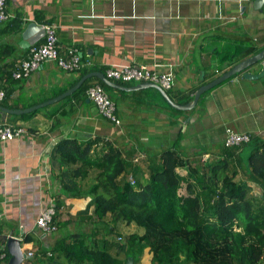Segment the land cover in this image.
I'll list each match as a JSON object with an SVG mask.
<instances>
[{"label": "crops", "instance_id": "1", "mask_svg": "<svg viewBox=\"0 0 264 264\" xmlns=\"http://www.w3.org/2000/svg\"><path fill=\"white\" fill-rule=\"evenodd\" d=\"M255 1L6 0L8 18L0 22V91L4 92L0 107L26 110L72 89L87 75L84 72L104 74L139 65L171 72L173 84L167 94L182 105L198 88L250 57L236 56L246 55L252 47L264 49V1L260 8ZM30 23L53 26L60 56L72 48L88 65L66 72L56 62L45 61L27 79H13L15 65L28 55L29 48L20 43ZM30 39L39 45L44 37L37 30ZM263 63L205 92L195 107L182 113L174 112L153 88L129 90L135 85L112 81L116 87L104 90L116 106L119 127L100 116L79 88L29 113L0 111V124L24 131L18 138L0 142V264H8L11 258L10 237L20 240L24 254L34 253L21 264H72L65 248L76 240L106 251L117 264L132 258L116 239L140 236L143 229L110 215L96 217V199L107 196V191L99 188L95 168L62 162L58 145L63 140L82 146L94 142L89 154L93 159L110 148L125 158L126 153L133 158L143 154L133 166L135 178L143 183L149 180L153 156L174 151L184 164L176 169L185 178L182 196L188 195L190 184L194 195L205 198L206 179L201 177L209 178L212 169L227 161L235 168V180L250 188L249 197L264 212V189L246 179L248 158L264 143V75L257 80L243 78L245 72L259 74ZM97 80L92 77L84 83L91 86L99 84ZM227 129L250 135V142L227 149ZM49 206L55 208L57 230L44 234L35 223ZM151 258L146 247L137 262L132 259L133 264H151ZM259 264H264V253Z\"/></svg>", "mask_w": 264, "mask_h": 264}, {"label": "trees", "instance_id": "2", "mask_svg": "<svg viewBox=\"0 0 264 264\" xmlns=\"http://www.w3.org/2000/svg\"><path fill=\"white\" fill-rule=\"evenodd\" d=\"M260 51L252 47L246 55L236 57L253 56ZM97 82L104 89L108 88L99 80ZM88 85V82L82 84L78 91L85 92ZM191 100L192 97H188L182 105ZM174 112L182 113L181 110ZM93 144L82 146L73 140H63L58 145L59 157L66 164L80 163L83 169L90 166L98 171L99 188H104L108 194L96 199L95 215L98 219L110 215L115 220L143 229L140 236L116 239L121 249L127 247V256L134 262L148 247L151 264H180L182 261L259 264L264 253V212L258 211L259 205L249 197L250 188L235 180V168L227 161L212 169L209 178L201 177L206 179L203 181L208 192L205 198L194 195L190 184L187 186L188 195L182 196L180 189L185 178L176 169L184 164L174 151L153 156L149 180L143 183L135 178V188L125 177L137 173L129 161L131 153H126L125 158L118 150L110 148L101 157L93 159L89 155ZM248 167L246 179L264 189V143L251 153ZM193 171L197 172L196 169ZM234 227L239 231H234ZM65 254L72 264H117L106 251L90 249L81 240L66 245Z\"/></svg>", "mask_w": 264, "mask_h": 264}, {"label": "built area", "instance_id": "3", "mask_svg": "<svg viewBox=\"0 0 264 264\" xmlns=\"http://www.w3.org/2000/svg\"><path fill=\"white\" fill-rule=\"evenodd\" d=\"M5 3L6 0H0V22H4L8 18ZM41 27L44 30L43 42L39 45L31 46L28 50L27 58L19 61L15 65V69L12 72L13 79H27L31 73L45 61L56 62L57 65L66 72H74L80 70L83 66L88 65V63H82L77 51L72 48L67 49L65 57L60 56L57 49V38L54 27L51 25H42ZM103 75L109 81H116L125 85L155 84L165 92L170 91L173 84V75L171 72L161 73L155 67L150 68L145 65L128 66L117 70L109 69L106 70ZM85 96L94 104L100 116L116 127L120 126L121 121L116 115L115 104L109 98L108 94L101 85L95 84L89 86L85 90ZM3 99L4 92L0 91V104ZM23 132L22 128H16L13 125L6 123L0 124V142H7L18 138ZM250 140L251 138L248 134H239L227 129L224 146L227 149H235L248 144ZM106 141L107 140H104V142ZM143 158L144 155L139 154L132 158L131 162L135 165L140 163ZM125 177L126 181L132 187L136 186V182L132 174H127ZM55 214V208L53 206H49L45 208L44 211H42L37 217L35 224L42 233L50 234L57 230V226L53 221ZM233 230L239 231L236 227H234ZM33 255V252L26 253L27 258H30Z\"/></svg>", "mask_w": 264, "mask_h": 264}, {"label": "water", "instance_id": "4", "mask_svg": "<svg viewBox=\"0 0 264 264\" xmlns=\"http://www.w3.org/2000/svg\"><path fill=\"white\" fill-rule=\"evenodd\" d=\"M263 1L264 0H256L255 1V7L260 8ZM37 30L38 31L40 30L41 35L44 36V30H42L41 27L36 26L34 23H30L29 25H27L25 27L23 33H22V42L20 43V46L25 45L27 48H29L30 46L34 45L35 41H32L30 39V35L34 31H37ZM261 62H264V49L262 51H260L259 53H257L256 55L250 56L249 58H246L245 60L239 62L238 64L233 66L230 70H228L227 72H225L224 74H222L221 76H219L218 78H216L215 80L210 82L209 84L203 85L200 88H198L193 93L192 100L185 105L175 104L170 99L167 92L163 91L159 86H157L155 84H139V85H135L133 88H130L129 90L153 88L161 94V96L164 98V100L167 102V104H169L174 110L187 111V110H191L193 107L196 106L201 95L204 94L205 92L213 89L214 87H216L219 84L223 83L224 81L228 80L232 76H235L236 74H240V73L246 71L252 65H254L256 63H261ZM263 75H264V63H263L262 71L259 74L253 75L251 73L245 72V73H243V78L247 79V80H257V79L261 78ZM92 77L98 78L102 83H104L108 87H116V85L112 81L107 80L103 76V74L96 73V72L90 73V74L85 75L83 78H81V80L72 89L61 94L59 97L53 99L52 101L34 106V107L26 109V110H21V111L8 110V109L2 108V107H0V111H3L7 114H13V115H20V114L29 113L35 109H38V108H41V107L47 105L48 103L61 100L65 97L71 95L74 91H76L84 83V81L86 79H89ZM86 102H89V100H87ZM7 247L9 248V253L11 256L10 260L8 261V264H21L23 262V260L26 258V255L21 250L20 240L17 238H9L7 241ZM125 264H133V259L127 258Z\"/></svg>", "mask_w": 264, "mask_h": 264}, {"label": "clouds", "instance_id": "5", "mask_svg": "<svg viewBox=\"0 0 264 264\" xmlns=\"http://www.w3.org/2000/svg\"><path fill=\"white\" fill-rule=\"evenodd\" d=\"M41 27V26H40ZM42 28V27H41ZM43 30V29H42ZM44 37V36H43ZM35 45V44H34ZM33 46V45H32ZM31 47V46H30ZM29 47V48H30ZM125 85V84H124ZM110 98V97H109ZM113 102V101H112ZM114 103V102H113ZM115 109H116V106H115ZM115 112H116V110H115ZM106 153V152H105ZM104 153V154H105ZM133 158V157H132ZM132 158L130 159V163L134 166V164L131 162V160H132ZM136 165V164H135ZM129 174H132V173H129ZM133 175V174H132ZM133 177H134V175H133ZM134 179H135V177H134ZM136 182V181H135ZM135 188H136V186H135ZM10 238H15V237H10ZM18 239V238H17ZM26 255V254H25ZM27 258V257H26Z\"/></svg>", "mask_w": 264, "mask_h": 264}, {"label": "rangeland", "instance_id": "6", "mask_svg": "<svg viewBox=\"0 0 264 264\" xmlns=\"http://www.w3.org/2000/svg\"><path fill=\"white\" fill-rule=\"evenodd\" d=\"M240 157H241V159L243 160V158H242V157H243V155H240Z\"/></svg>", "mask_w": 264, "mask_h": 264}]
</instances>
